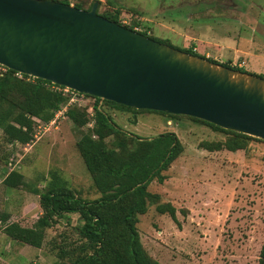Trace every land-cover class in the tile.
Returning a JSON list of instances; mask_svg holds the SVG:
<instances>
[{
    "label": "rangeland",
    "instance_id": "374dc122",
    "mask_svg": "<svg viewBox=\"0 0 264 264\" xmlns=\"http://www.w3.org/2000/svg\"><path fill=\"white\" fill-rule=\"evenodd\" d=\"M111 1L113 8L122 7L125 21L141 18L156 40L180 49L195 43L201 56L208 50L212 59L264 77V0ZM74 99L90 110L95 102L82 95ZM105 108L128 131L148 138L174 131L185 147L166 181L152 184L153 190L176 206L177 218L160 214L154 206L140 216L138 228L148 251L162 264H259L264 241V142L253 141L248 150L207 151L199 147L201 140L225 135L205 124ZM61 111L56 122H42L34 141L26 146L6 144L0 129V154L7 161L0 166V210L9 211L11 221L28 226L35 222L41 208L34 189H42L51 169H59L86 198L100 195L76 147L80 132ZM14 168L25 175L26 186L4 184V177ZM71 217V225L62 219L49 237L57 229L70 233L77 219L75 214ZM56 259L46 245L19 244L0 232V264H53Z\"/></svg>",
    "mask_w": 264,
    "mask_h": 264
},
{
    "label": "trees",
    "instance_id": "16d2710c",
    "mask_svg": "<svg viewBox=\"0 0 264 264\" xmlns=\"http://www.w3.org/2000/svg\"><path fill=\"white\" fill-rule=\"evenodd\" d=\"M60 1L70 3L68 0ZM94 1L77 0L74 4L91 9ZM102 5L103 9L100 8ZM98 12L152 37L151 27L144 25L138 17V20L125 21L122 7L113 8L111 0L106 4L100 1ZM195 46L193 43L182 50L199 55ZM202 57L221 63L208 56ZM222 64L245 71L229 61ZM0 67V129L5 143L24 146L32 143L36 134L35 119L50 123L57 112L64 109V114L80 132L76 147L92 176L94 188L100 194L94 199L86 198L79 189L70 185L59 169H51L49 176H44L42 189H34L40 196L41 213L32 225L11 221V213L0 210V232L19 244L36 248L46 245L57 258L53 264H162L143 244L138 224L140 216L146 214L151 206L160 214L177 218L176 206L165 200L162 193L153 190L152 184L166 181L172 164L184 152V144L174 131H165L152 138L128 131L114 119L105 105L131 111L135 115L153 112L173 120L190 119L223 133L224 138L199 142V147L207 151L248 150L253 141L264 142L259 137L226 129L197 117L136 109L84 94L95 99L90 110V106L72 102L70 92L53 89L55 84L49 80L18 74L1 64ZM2 161L6 159L0 154V166ZM3 182L12 188L28 184L25 175L15 168L8 171ZM72 214L77 219L71 232L57 229L56 234L49 237V231L59 228L62 219L71 225ZM29 264L40 263L30 261ZM259 264H264V241Z\"/></svg>",
    "mask_w": 264,
    "mask_h": 264
},
{
    "label": "water",
    "instance_id": "95a60500",
    "mask_svg": "<svg viewBox=\"0 0 264 264\" xmlns=\"http://www.w3.org/2000/svg\"><path fill=\"white\" fill-rule=\"evenodd\" d=\"M60 0H0V64L136 109L264 139V77L176 48Z\"/></svg>",
    "mask_w": 264,
    "mask_h": 264
},
{
    "label": "built area",
    "instance_id": "2783aa9c",
    "mask_svg": "<svg viewBox=\"0 0 264 264\" xmlns=\"http://www.w3.org/2000/svg\"><path fill=\"white\" fill-rule=\"evenodd\" d=\"M99 1H103V0H99ZM236 64V63H235ZM241 65V64H240ZM18 74H21V73H18ZM52 88L53 89H56V90H62V91H64V92H70L71 94H72V99H71V101H75V99L74 98H76V97H78V95H82V96H85L84 94H81V93H79V92H77V91H75V90H72V89H70V88H67V87H62V86H59V85H52ZM60 112V111H59ZM61 112H63V111H61ZM57 115V114H56ZM37 120V124H36V129L37 128H40L41 127V125H44L39 119H36ZM52 123H54V122H56V118H55V120H53V121H51ZM91 124V123H90ZM36 138H37V136H36Z\"/></svg>",
    "mask_w": 264,
    "mask_h": 264
},
{
    "label": "crops",
    "instance_id": "0c3cea01",
    "mask_svg": "<svg viewBox=\"0 0 264 264\" xmlns=\"http://www.w3.org/2000/svg\"><path fill=\"white\" fill-rule=\"evenodd\" d=\"M197 48H198V47H197ZM196 50H197V49H196ZM235 51L238 52V51H241V50H240L239 48H236ZM208 55H209V52H208V50H207V51H206V56H208ZM232 57H233V56H232ZM232 57H231V58H232ZM3 180H4V179H3ZM24 208H26V207H24ZM24 212H27V211H24ZM39 213H41V211H39Z\"/></svg>",
    "mask_w": 264,
    "mask_h": 264
},
{
    "label": "clouds",
    "instance_id": "9594fccd",
    "mask_svg": "<svg viewBox=\"0 0 264 264\" xmlns=\"http://www.w3.org/2000/svg\"><path fill=\"white\" fill-rule=\"evenodd\" d=\"M71 4H74L73 2H70Z\"/></svg>",
    "mask_w": 264,
    "mask_h": 264
}]
</instances>
